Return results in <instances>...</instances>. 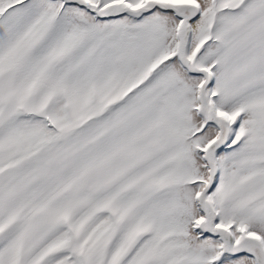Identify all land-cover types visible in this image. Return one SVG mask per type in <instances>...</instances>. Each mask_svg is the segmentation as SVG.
<instances>
[{"label":"snow or ice","instance_id":"obj_1","mask_svg":"<svg viewBox=\"0 0 264 264\" xmlns=\"http://www.w3.org/2000/svg\"><path fill=\"white\" fill-rule=\"evenodd\" d=\"M0 264H264V0H0Z\"/></svg>","mask_w":264,"mask_h":264}]
</instances>
